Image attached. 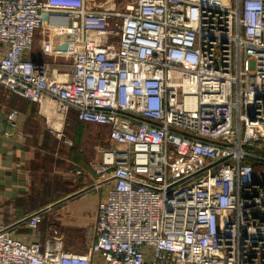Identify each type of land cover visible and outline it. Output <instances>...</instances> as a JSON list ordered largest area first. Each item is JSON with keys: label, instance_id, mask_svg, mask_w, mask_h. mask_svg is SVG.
<instances>
[{"label": "built area", "instance_id": "built-area-1", "mask_svg": "<svg viewBox=\"0 0 264 264\" xmlns=\"http://www.w3.org/2000/svg\"><path fill=\"white\" fill-rule=\"evenodd\" d=\"M45 25L66 33L67 78L29 56ZM0 86L67 146L71 113L108 127L85 250L0 223V264H264V0H0Z\"/></svg>", "mask_w": 264, "mask_h": 264}, {"label": "crops", "instance_id": "crops-1", "mask_svg": "<svg viewBox=\"0 0 264 264\" xmlns=\"http://www.w3.org/2000/svg\"><path fill=\"white\" fill-rule=\"evenodd\" d=\"M103 3L88 0L94 8ZM64 37L62 30L45 25L37 31L29 56L48 62L50 70L59 72L60 64L50 59L62 58ZM12 109L19 111V122L7 136V116ZM67 121L66 128L75 140L71 147L47 131L37 103L0 86V223L14 224V235L26 241L44 243L48 237L60 235L67 250L82 252L94 236L98 203L108 190V184H101L99 175L89 167L90 155L95 156L98 148L108 144V132H104L108 127L83 122L75 113ZM87 129L97 131L94 136L100 139L93 152L85 149ZM78 168L82 173H76ZM39 210H45V214L38 230L20 223Z\"/></svg>", "mask_w": 264, "mask_h": 264}, {"label": "rangeland", "instance_id": "rangeland-1", "mask_svg": "<svg viewBox=\"0 0 264 264\" xmlns=\"http://www.w3.org/2000/svg\"><path fill=\"white\" fill-rule=\"evenodd\" d=\"M66 34V33H65ZM68 40V39H67ZM67 40H65V45H64V48H63V46H61L60 47V49H61V52L63 53V55H61L62 56V58H58L57 60L56 59H50V61L51 62H56V63H59L60 64V70H59V73H60V75H61V78H67V74H70L71 72H72V70H73V67H72V62H71V60H70V56H71V52H69V49H68V47H67ZM64 57V58H63ZM67 123H68V121L66 122V126H65V134L68 136V137H70V138H72V139H74V137H73V133H71V132H69L68 130H67ZM46 125V124H45ZM97 125H99V124H97ZM104 126V125H103ZM46 128H47V125H46ZM95 129H101V128H96V127H94ZM106 130V129H105ZM47 131H48V128H47ZM49 132V131H48ZM104 132H108V131H104ZM95 133H97V131H95V130H93V129H87V130H85V133H84V135H85V140H86V146H85V149L88 151V152H93V149H95V144H99L100 143V139H99V136H97V137H95L94 136V134ZM74 142H75V140H74ZM93 146V147H92ZM90 157H93V155H90ZM264 165V164H263ZM262 164H258V166H257V171H259L260 169H263L264 168V166H263ZM260 177H263L264 178V174L263 175H260ZM58 223H60V222H58ZM60 226V225H59ZM62 227V226H61ZM61 227H59L60 229H61ZM59 230V229H58ZM84 234H86V233H84ZM83 234V235H84ZM82 235V236H83ZM76 236H78V235H76ZM81 235H79V237H80V240H84V236L82 237ZM70 238L72 239L73 237L72 236H70ZM69 238V239H70ZM70 239V240H71ZM76 241V240H75Z\"/></svg>", "mask_w": 264, "mask_h": 264}]
</instances>
